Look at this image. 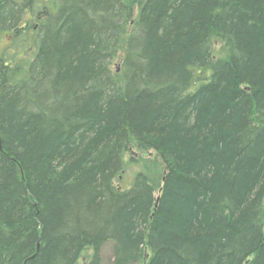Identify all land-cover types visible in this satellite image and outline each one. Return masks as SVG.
Returning <instances> with one entry per match:
<instances>
[{
  "label": "trees",
  "instance_id": "trees-1",
  "mask_svg": "<svg viewBox=\"0 0 264 264\" xmlns=\"http://www.w3.org/2000/svg\"><path fill=\"white\" fill-rule=\"evenodd\" d=\"M132 141L164 170L123 188ZM107 245L264 264V0H0V264Z\"/></svg>",
  "mask_w": 264,
  "mask_h": 264
},
{
  "label": "rangeland",
  "instance_id": "rangeland-1",
  "mask_svg": "<svg viewBox=\"0 0 264 264\" xmlns=\"http://www.w3.org/2000/svg\"><path fill=\"white\" fill-rule=\"evenodd\" d=\"M54 1V0H51ZM132 2H136L137 0H131ZM223 52V45L221 42H216L215 44V54L219 57ZM35 49L33 48L32 52L25 57L23 61H30V59L34 56ZM123 51L120 53L118 59L113 63L112 71L116 76L117 80L120 82L121 77L119 73V69L121 66V62L123 59ZM127 167L125 172L122 174L121 178L116 181V184L119 187L127 188L131 185L135 176L139 173H147V174H159L163 172L164 166L161 159L158 157L156 152L152 150H146L141 148L135 141L131 143L130 153L127 155ZM92 255L91 250H87L81 256L79 264H89L90 258ZM113 261V248L111 245H107L102 250V264H111Z\"/></svg>",
  "mask_w": 264,
  "mask_h": 264
},
{
  "label": "flooded vegetation",
  "instance_id": "flooded-vegetation-1",
  "mask_svg": "<svg viewBox=\"0 0 264 264\" xmlns=\"http://www.w3.org/2000/svg\"><path fill=\"white\" fill-rule=\"evenodd\" d=\"M34 24H36V22ZM36 31H37V27L35 25V28L31 31V34H30V36L32 37V39L36 37V35H37L36 34Z\"/></svg>",
  "mask_w": 264,
  "mask_h": 264
}]
</instances>
